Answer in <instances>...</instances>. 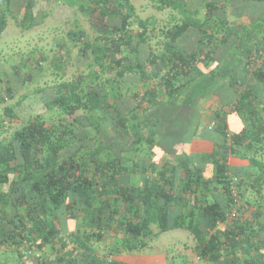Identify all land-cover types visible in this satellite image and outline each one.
Masks as SVG:
<instances>
[{
    "label": "trees",
    "instance_id": "16d2710c",
    "mask_svg": "<svg viewBox=\"0 0 264 264\" xmlns=\"http://www.w3.org/2000/svg\"><path fill=\"white\" fill-rule=\"evenodd\" d=\"M36 2L0 0V36L9 12L23 28L42 23ZM64 2L92 30L66 32L87 72L64 80L59 44L46 114L0 139V264H134L115 257L173 229L192 235L202 264H264V0H149L174 20L159 49L132 0ZM11 96L8 85L0 102ZM18 119L5 106L0 132Z\"/></svg>",
    "mask_w": 264,
    "mask_h": 264
},
{
    "label": "rangeland",
    "instance_id": "374dc122",
    "mask_svg": "<svg viewBox=\"0 0 264 264\" xmlns=\"http://www.w3.org/2000/svg\"><path fill=\"white\" fill-rule=\"evenodd\" d=\"M132 2L138 17L149 18L154 23L155 31L151 35L149 43L152 47L159 49L160 43L157 44L156 41L160 39V30L174 23V20L170 21L169 9L158 10L149 0H132ZM34 8L37 18L40 17L41 10L48 11V15L42 23L30 29L23 28L18 23L22 16L21 13L12 17L15 13L12 15L9 12L6 28L0 36V97L6 96L8 85L13 89V96L0 102V116L3 115L4 107L10 105L13 106L19 118L11 128L0 132V139L3 136H8L20 124V120L38 113L45 115L43 100L52 93L50 86L58 83L62 78L64 80L74 78L79 73L76 65L87 72L85 66L87 60L77 55V48L70 45L71 42L66 35L69 29L76 28V24L88 34L92 33L88 20L77 10L76 5L67 4L64 0H38ZM232 9L233 7H228V10ZM228 19L230 24L249 23L248 16L234 18L229 15ZM189 34L192 36L191 32ZM252 40H255V37H252ZM62 42L68 44L70 56L65 57L64 75L61 78V70L54 66L53 60L56 58L58 61V58L61 57V48L59 49L58 45ZM191 44L189 43V46ZM40 53L47 58L42 59ZM15 67H18V76L13 75ZM27 73L31 74V79L25 78ZM8 80H11L10 84H8ZM39 89L43 91H38ZM22 95H26V98L22 103L16 105ZM262 193L264 194V186ZM243 196L245 201H252L253 198L259 201L256 197L257 194L249 190ZM247 214L248 212L245 211L243 215ZM104 242L96 245L99 254L105 253L107 251L106 244H110L109 240ZM193 246L194 239L191 234L182 229H173L161 233L141 253L160 254L152 264H202V261L198 260L194 254Z\"/></svg>",
    "mask_w": 264,
    "mask_h": 264
},
{
    "label": "crops",
    "instance_id": "0c3cea01",
    "mask_svg": "<svg viewBox=\"0 0 264 264\" xmlns=\"http://www.w3.org/2000/svg\"><path fill=\"white\" fill-rule=\"evenodd\" d=\"M235 126L238 125V122H234ZM194 145V149H198L199 151L209 152L212 149V144L208 141L202 142H191ZM229 163L237 166L247 165L245 160H241L239 158L230 157ZM160 256V254H145L141 252H132V253H125L122 252L120 255H117L115 258L126 262V263H134V264H152L154 263L155 258Z\"/></svg>",
    "mask_w": 264,
    "mask_h": 264
},
{
    "label": "built area",
    "instance_id": "2783aa9c",
    "mask_svg": "<svg viewBox=\"0 0 264 264\" xmlns=\"http://www.w3.org/2000/svg\"><path fill=\"white\" fill-rule=\"evenodd\" d=\"M238 206V204H236V207ZM239 214V211L236 208H233L232 211L229 214L230 218H234L236 215Z\"/></svg>",
    "mask_w": 264,
    "mask_h": 264
}]
</instances>
